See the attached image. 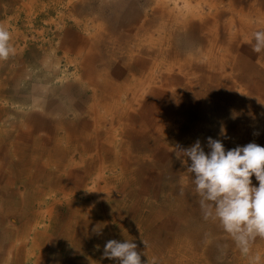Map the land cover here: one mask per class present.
Returning a JSON list of instances; mask_svg holds the SVG:
<instances>
[{
  "label": "rangeland",
  "instance_id": "1",
  "mask_svg": "<svg viewBox=\"0 0 264 264\" xmlns=\"http://www.w3.org/2000/svg\"><path fill=\"white\" fill-rule=\"evenodd\" d=\"M0 23L10 29L16 48L15 55L0 60V142L3 149L0 156L6 160H11L9 150L15 136L20 131L26 133L27 128L32 130L33 137H44L46 128L51 129L53 140L63 139L60 147L65 152L73 136L63 125L70 124L72 129L73 124L82 119L91 122L90 108L94 107L92 112L95 109L103 112V106L110 108L112 113L111 117L106 116L109 121L106 126L114 129V135L124 139L123 143L129 140L126 148L131 165H136L133 159L137 156L149 154L152 160L145 163L152 172L161 171L167 158L168 171L175 174L173 167L182 163L173 149L184 145L187 148L188 143H195L197 139L204 143L208 137L220 138L231 143L230 148H225L227 150L239 146L240 142L246 145L252 141L262 146L264 52L254 53L246 41L256 30L264 29V0H0ZM129 74L145 77L137 85V88L141 86L142 89L138 88L141 91L136 92L132 103L129 101V114H124L122 107L131 91L122 96L119 89L118 102L112 95L118 85L124 86ZM105 84L107 88H103ZM31 118L43 121L45 118L46 126L38 125V129L35 121L29 120ZM98 129L102 133L101 127ZM130 131L140 132L142 136L132 138L128 135ZM249 135L258 137L255 141ZM140 139L150 140L156 144V149L150 145L143 151L133 146L130 149V145ZM154 149L159 152L157 157L151 155ZM51 153L52 164L45 166L48 174L54 167L55 157L50 148V156ZM110 158L108 162L112 163ZM37 159L44 164L50 163L42 155ZM159 160L161 165H155ZM7 176L11 179V187L7 189L16 191L18 185L26 184V180L14 184L11 171ZM252 182L258 186L256 178ZM157 186L154 192L158 191L159 184ZM110 195L115 196V191ZM148 196L151 197L149 192L142 193L137 200H129L128 205L131 208L137 205L138 209ZM62 210L57 205L54 213L60 217ZM127 210L128 207H120L124 217L134 218ZM46 218L36 228L31 224V228L19 233L21 236L14 235L19 226L15 215L7 217L9 223L5 220L4 225L0 224V234L6 232L3 255H8L0 258L1 263L14 256L7 264H29L30 260H25L23 254L30 249L35 234L45 231L48 235L51 223L53 230H57L62 220L60 217L59 221L52 219L51 222L48 216ZM102 236L97 234L98 240ZM226 240L235 243L228 235ZM262 240L257 237L252 242L253 259L246 264H264V254L257 255L258 261L255 254L256 245L264 248ZM11 243L17 246L16 252L8 253L6 250ZM66 249L76 252L70 245H66ZM229 249L223 253V259L231 257ZM78 251L88 257L87 246ZM100 253L95 251L90 260ZM50 254L51 264L62 263L54 258L57 251ZM238 255L240 264H245L248 255ZM67 260L72 263L70 258ZM108 261L100 258L96 264Z\"/></svg>",
  "mask_w": 264,
  "mask_h": 264
},
{
  "label": "bare ground",
  "instance_id": "2",
  "mask_svg": "<svg viewBox=\"0 0 264 264\" xmlns=\"http://www.w3.org/2000/svg\"><path fill=\"white\" fill-rule=\"evenodd\" d=\"M161 47L163 46L161 45ZM141 75L135 77L129 74L123 83L124 86L118 85L115 95H112L114 101H116L118 97H121V92L123 96L127 91H131L129 100L122 107L125 110L124 114H129L127 112L131 103L135 100V96H137L136 92L142 89L141 86H139L141 89L137 88V85L143 82L142 78L145 77ZM149 76L151 75L149 74ZM105 86L106 84L103 85V88ZM140 96H142V93ZM145 107L147 108V106ZM92 109L90 108L91 111L89 114L87 113L91 116V122L82 119L77 124H73L74 128L72 129L69 128L70 124L67 126L63 125L65 128L67 127L69 132L72 133L71 136H73L72 144H67L68 148L66 147L65 152H62L63 148L60 147L63 139L55 140L54 138L53 140L51 129L46 128L44 137H40L41 135L33 137L32 130L27 128L26 133L20 131L15 136V141L14 143L12 142L9 150L11 160H6L0 156V224L4 225L5 220L9 223L7 217L12 214L15 215L18 218L19 226L15 229L14 235L18 234V236H21L19 233L31 228V224L35 228L40 226L43 223L41 221L47 216L51 222L52 219L59 221L60 217L62 218L57 230H53V223H51L52 228L49 227L50 233L48 235L45 231H39V233L35 234L30 249L28 250L27 247L26 253L23 254L24 256L26 255L25 260H30L27 263L51 264L53 262L50 261L52 259L50 258V253L57 251V255L54 258L60 260L61 264L64 262L65 264H96V261L100 260V258L105 259L103 249L106 242L110 239H115L121 242L126 240L136 243L137 251L144 254L141 259L145 264H153V262L154 264H211L212 262H216L215 264H240L241 257L238 253H241V251L231 240H226L227 233L220 227L219 221H206L203 218L199 203L200 197L195 192L193 176L187 167L183 164L178 165L173 167L175 174L170 173L166 164L167 158H165L162 163V167L165 169L162 168L159 172H152L145 163L152 160V156L149 154H142L134 158L133 162L136 165L132 166L131 157L126 148V146L129 147V140L127 139L128 142L123 143L124 139L120 138V136L117 138L114 135L115 130L105 124L109 123L106 116L112 115L110 108L105 109V106H103V112H98L95 109L94 113ZM116 113H119V111ZM43 119L44 121L36 118L29 120L35 121L34 125L38 128V125L40 127L46 126V119ZM147 119L146 121H148ZM100 127L102 133L98 129ZM128 135L132 138L142 136L137 131H130ZM249 137L255 140L258 135H249ZM219 140L221 139L219 138ZM229 140L231 139L229 138ZM169 141H171V138ZM221 142L225 148L231 147V143ZM192 144V142L188 143V147ZM149 145L153 148L156 146L150 140L140 139L132 143L130 149L133 146L135 150L143 151V149H148ZM201 145L204 147L205 152L209 151L206 141L204 143L201 142ZM261 145L264 146V140ZM110 146L114 149L112 154L110 152L113 149L110 151ZM239 146H244V143L240 142ZM182 147L186 148L185 145ZM233 147L235 146L233 145ZM29 148L32 150L26 151ZM50 148L55 157H53L54 167L48 174L49 170L45 169V166L48 167L52 164V153L51 156L49 155ZM2 150L0 142V151ZM158 153L155 150L151 155L156 156ZM40 155L44 156L46 160L48 158L50 163L47 161L46 164L41 163L37 159ZM108 158L112 159V163L108 162ZM188 163H191L190 160ZM157 164L161 165L160 160L155 163V165ZM4 170L11 171L14 184L17 181L25 182L23 180H26V184L18 185L16 191L11 188L7 189L9 186L11 187V179L7 176L10 171L4 172ZM253 179H255V176L252 177V181ZM5 183H8V186ZM158 184V191L154 192ZM86 189H95L97 191L86 192ZM114 191L115 196H111L110 193ZM159 191H161L160 194ZM147 192L151 194V197H145L138 209L137 205L134 208L128 205L129 200H137L142 193ZM124 203L126 205H123ZM57 205L63 208L60 217L54 213ZM120 207L126 209L128 207V213L134 218L127 219L126 216L124 217L125 214L120 212ZM94 228L100 229L101 233L99 235L105 236L103 243L101 242L103 236L98 240L97 233L93 231ZM1 235L0 258L3 259L8 257V255H3V237H5L6 232L2 231L0 237ZM261 242L264 243V239ZM66 245L75 247L76 252L66 249ZM85 246L88 247V257H84L83 251H78L79 248L83 249ZM228 247L232 251L231 257L223 259V253L228 250ZM16 248L17 246L11 243L6 251L8 253L16 252ZM256 249L258 250L255 253L256 256L261 253L264 254V248H261V246L256 245ZM95 251L102 252V254L100 253L98 257H93L90 260L91 255ZM252 252L254 253V250L251 246L250 252L244 260L245 264L252 261ZM68 258H70L72 263L67 260ZM5 259H7L6 263H1L0 261V264H7L10 258ZM13 260L14 256L10 261ZM104 264H117V262L109 259Z\"/></svg>",
  "mask_w": 264,
  "mask_h": 264
},
{
  "label": "clouds",
  "instance_id": "3",
  "mask_svg": "<svg viewBox=\"0 0 264 264\" xmlns=\"http://www.w3.org/2000/svg\"><path fill=\"white\" fill-rule=\"evenodd\" d=\"M12 40L8 26L0 23V60L15 55ZM246 43L254 53L264 52V29L256 30ZM207 147L209 151L205 152L197 140L187 148L175 147L173 152L193 176L203 218L219 221L241 253L248 255L252 242L257 237L264 239V146L250 142L226 150L221 140L208 137ZM253 176L258 186L253 185ZM93 231L101 233L100 229ZM142 255L136 243L126 240L110 239L103 249V256L117 264H145Z\"/></svg>",
  "mask_w": 264,
  "mask_h": 264
}]
</instances>
